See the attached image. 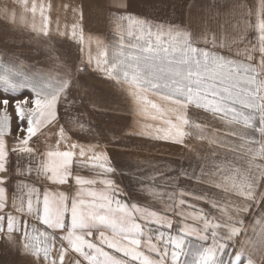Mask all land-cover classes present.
Returning a JSON list of instances; mask_svg holds the SVG:
<instances>
[{
    "label": "snow or ice",
    "instance_id": "obj_1",
    "mask_svg": "<svg viewBox=\"0 0 264 264\" xmlns=\"http://www.w3.org/2000/svg\"><path fill=\"white\" fill-rule=\"evenodd\" d=\"M20 3L33 14L32 32L50 40L51 5ZM63 8L71 20L62 29L57 19L55 32L77 42L79 64H60L53 77L0 62V264H264V0ZM168 8L179 23L156 22ZM86 12L117 41L86 39ZM86 43L96 55L85 58ZM81 73L109 92L86 87ZM22 89L31 97L16 98ZM193 108L205 115L194 119ZM127 110L140 119L129 125ZM49 126L58 127L54 143L42 132ZM77 127L86 135L73 139ZM188 137L207 145L188 169L148 158L155 142L194 152ZM181 178L192 183L181 187ZM126 188L150 199L126 200Z\"/></svg>",
    "mask_w": 264,
    "mask_h": 264
},
{
    "label": "crops",
    "instance_id": "obj_2",
    "mask_svg": "<svg viewBox=\"0 0 264 264\" xmlns=\"http://www.w3.org/2000/svg\"><path fill=\"white\" fill-rule=\"evenodd\" d=\"M250 1L251 0H247V3L250 4ZM253 1H255V3L257 2V0ZM26 2L28 3L29 8L33 2H36L37 4L42 3L46 8L48 5H51V8H49L46 12L52 21L50 25L52 28L50 40L49 38L43 36L37 37L36 34L32 32L31 25L33 22V14L30 10L27 12L25 11L20 3V0H0V53L4 56L3 58L6 62L7 60L15 63L23 62L27 67L34 68L43 73H51L53 77H59L63 74L64 69L58 65L67 64L69 66H73L79 64L81 58V52L79 50L80 46L77 42L70 40L67 37H60L55 32V21L57 19L60 20V27L62 29L66 22V15L68 21L71 20L70 10L66 14L63 5L71 3L72 0H26ZM130 11H137V9L134 8ZM85 15V38L87 39L89 36L97 37L103 40L106 45H110L109 35L115 33L112 28L109 27L107 23L102 20V18H98L94 14L86 12ZM157 16L159 18L156 22L162 23L165 19L171 20L175 23L180 22L178 11L174 12L171 8L167 9L166 15L165 12L162 11L157 13ZM35 20L37 25H39V9H37V13L35 14ZM249 38L252 39V36ZM47 44L51 45V50ZM84 48L85 58L89 51H91L93 55L97 54V48L94 43H86ZM75 79H83L81 81L86 87L91 86L92 88L105 94L109 92V89L104 84H99L93 80H89L85 78L83 74L76 75ZM76 90V88H73V91L76 92ZM74 115L77 114L73 113V116ZM121 115L125 118L129 125L133 124L135 120L140 119V117L135 116L130 110L122 112ZM190 115H192L194 119H201L205 114L202 113V111L193 108L190 109ZM57 131L58 127L52 128L49 126L44 133L48 134V136L51 137L50 142L54 143ZM73 133V139L77 136L86 135V133L80 132L78 127L73 128ZM46 139L47 137H41L39 141L42 150L45 146ZM151 143L153 142H149V144ZM155 143H157L159 147L151 149L152 155L148 156L149 159L158 157V163L168 164L170 167L174 165L181 166L180 164L183 163L185 165L183 169H188L191 165L196 164L198 162L196 153L203 152L207 147L204 142L198 141L194 137H188L186 140V143L190 144L195 149L192 153H188L186 150L180 148V146H166L164 142ZM119 150L120 149L118 147H113L111 149L113 153H116ZM13 161H15V157H13ZM181 168L182 167H177L175 169L179 171ZM81 174L88 175L89 172L87 170H81ZM183 182H187L188 185L192 183L182 178L181 187H183ZM131 199L134 198L131 197ZM145 202L146 200L140 203Z\"/></svg>",
    "mask_w": 264,
    "mask_h": 264
},
{
    "label": "rangeland",
    "instance_id": "obj_3",
    "mask_svg": "<svg viewBox=\"0 0 264 264\" xmlns=\"http://www.w3.org/2000/svg\"><path fill=\"white\" fill-rule=\"evenodd\" d=\"M255 4V1H253V0H251L250 1V4L249 5H254ZM252 36V39L254 38V36H255V33L254 32H249V37H251ZM109 40H110V45L111 44H113V43H115L116 41H117V37H116V34L115 33H112V34H110L109 35ZM4 56H2V54L0 53V62H3V63H5V64H8V65H11V64H13V63H15V62H13V61H10V60H7V62L4 60V58H3ZM26 71H31V72H35V71H38V70H36V69H34V68H30V67H27L26 69H25ZM43 73V72H42ZM82 74V73H81ZM78 75H80V74H78ZM81 80H83V79H81ZM80 80V81H81ZM76 92H77V90H76ZM75 91H73V94H75L76 93ZM0 95H3V93L2 92H0ZM31 92L29 91V90H27V89H22V90H20V93L17 95V97L16 98H22L23 96H29V97H31ZM60 113H61V115L64 117V119L65 120H67L68 119V115H65L64 114V110H63V107L61 106V108H60ZM71 115H73V113L71 114ZM12 116H13V120H12V129H13V132H15V130H16V126H17V121H16V118H15V112H14V110H12ZM24 124H25V126H26V121L24 122ZM46 129L47 128H45V129H42V132H45L46 131ZM21 135H23V133H21ZM34 139H36V138H34ZM8 140H9V143L11 144V143H13L14 141H13V138L10 136V137H8ZM120 151V150H119ZM152 155V154H151ZM119 158H117V160H118ZM153 160L154 161H156L157 163H158V157L156 158H153ZM188 163V162H187ZM189 164V163H188ZM13 165H15V161H13ZM181 166H178V165H174V166H172V168H177V167H184L185 165L182 163V164H180ZM170 175H175L176 173L175 172H173V173H169ZM88 175H90V173L88 174ZM112 179H114L115 180V182L116 183H118V184H121L122 186L123 185H128V183H129V179L128 178H123V177H121L120 175H117V174H112ZM181 182H182V178H181ZM181 182H180V185H181ZM185 186H188V183L187 182H183V187H185ZM133 192H132V191ZM126 191H128L129 192V195L132 197V198H134L133 200H137V201H139V202H142V201H144V200H146V201H148L150 198L146 195V193H143V192H139V191H136V189L135 188H126ZM131 197H124V199H126V200H128V199H131ZM200 207H204V208H207L208 206L207 205H205V204H203V203H200V205H199ZM254 212H255V210H254ZM249 220H251V217H249L248 218ZM197 241H195V240H193V243H196Z\"/></svg>",
    "mask_w": 264,
    "mask_h": 264
}]
</instances>
